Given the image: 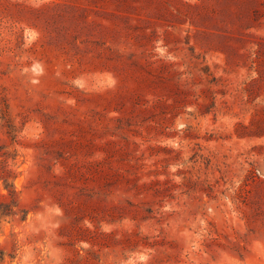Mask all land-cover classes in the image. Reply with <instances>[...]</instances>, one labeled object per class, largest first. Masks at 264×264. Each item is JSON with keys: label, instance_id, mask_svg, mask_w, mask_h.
Listing matches in <instances>:
<instances>
[{"label": "rangeland", "instance_id": "rangeland-1", "mask_svg": "<svg viewBox=\"0 0 264 264\" xmlns=\"http://www.w3.org/2000/svg\"><path fill=\"white\" fill-rule=\"evenodd\" d=\"M0 264H264V0H0Z\"/></svg>", "mask_w": 264, "mask_h": 264}, {"label": "trees", "instance_id": "trees-1", "mask_svg": "<svg viewBox=\"0 0 264 264\" xmlns=\"http://www.w3.org/2000/svg\"><path fill=\"white\" fill-rule=\"evenodd\" d=\"M14 192V191H13Z\"/></svg>", "mask_w": 264, "mask_h": 264}]
</instances>
